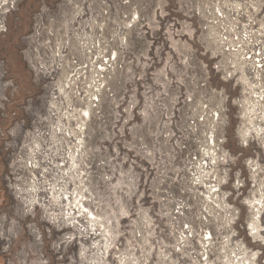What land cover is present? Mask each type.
<instances>
[{"label": "clouds", "instance_id": "1", "mask_svg": "<svg viewBox=\"0 0 264 264\" xmlns=\"http://www.w3.org/2000/svg\"><path fill=\"white\" fill-rule=\"evenodd\" d=\"M0 264H264V0H0Z\"/></svg>", "mask_w": 264, "mask_h": 264}, {"label": "rangeland", "instance_id": "2", "mask_svg": "<svg viewBox=\"0 0 264 264\" xmlns=\"http://www.w3.org/2000/svg\"><path fill=\"white\" fill-rule=\"evenodd\" d=\"M30 6L28 4H25L23 6V8L25 9L24 11H22L21 13L17 14V16L19 17V20L21 22V24L23 25L25 22H26V19H27V9L29 8Z\"/></svg>", "mask_w": 264, "mask_h": 264}]
</instances>
